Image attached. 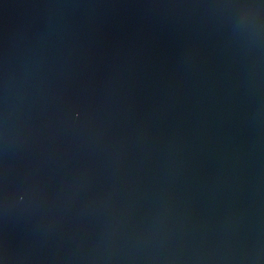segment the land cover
Instances as JSON below:
<instances>
[{
    "label": "water",
    "instance_id": "1",
    "mask_svg": "<svg viewBox=\"0 0 264 264\" xmlns=\"http://www.w3.org/2000/svg\"><path fill=\"white\" fill-rule=\"evenodd\" d=\"M0 264H264V0H0Z\"/></svg>",
    "mask_w": 264,
    "mask_h": 264
}]
</instances>
